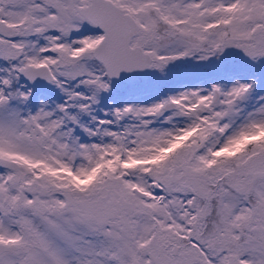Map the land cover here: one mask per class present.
<instances>
[{
  "label": "snow or ice",
  "instance_id": "obj_1",
  "mask_svg": "<svg viewBox=\"0 0 264 264\" xmlns=\"http://www.w3.org/2000/svg\"><path fill=\"white\" fill-rule=\"evenodd\" d=\"M0 264H264V0H0Z\"/></svg>",
  "mask_w": 264,
  "mask_h": 264
}]
</instances>
